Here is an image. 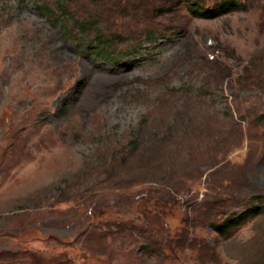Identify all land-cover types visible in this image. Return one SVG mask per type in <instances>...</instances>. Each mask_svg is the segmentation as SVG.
<instances>
[{"label":"rangeland","instance_id":"rangeland-1","mask_svg":"<svg viewBox=\"0 0 264 264\" xmlns=\"http://www.w3.org/2000/svg\"><path fill=\"white\" fill-rule=\"evenodd\" d=\"M193 1L0 0V264H264V0Z\"/></svg>","mask_w":264,"mask_h":264},{"label":"trees","instance_id":"trees-1","mask_svg":"<svg viewBox=\"0 0 264 264\" xmlns=\"http://www.w3.org/2000/svg\"><path fill=\"white\" fill-rule=\"evenodd\" d=\"M234 1L235 0H222L218 4L206 8H204L202 5H199V2L193 1L189 3L188 9L194 16L214 17L237 8L239 5H237L238 3ZM62 12H65L64 9H62ZM85 24L87 23H77L81 30L85 29ZM95 33V38L92 39L91 42L87 43L86 47H88V49L90 48V52L96 54L98 57L111 60L113 57H111V48L109 44L112 42V40L110 38H106L103 34H101L99 29H96ZM261 206L262 205H252L240 213L233 214L232 216L225 218V220H223L222 222L215 224L214 230L219 233L225 232V228L228 229L238 225L250 215L258 212Z\"/></svg>","mask_w":264,"mask_h":264}]
</instances>
